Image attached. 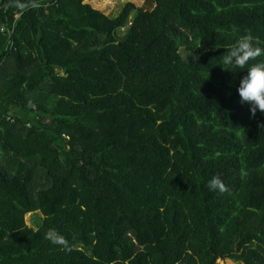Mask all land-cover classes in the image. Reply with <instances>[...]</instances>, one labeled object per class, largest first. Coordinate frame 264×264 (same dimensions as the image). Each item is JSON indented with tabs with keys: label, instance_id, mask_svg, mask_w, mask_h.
Returning <instances> with one entry per match:
<instances>
[{
	"label": "trees",
	"instance_id": "16d2710c",
	"mask_svg": "<svg viewBox=\"0 0 264 264\" xmlns=\"http://www.w3.org/2000/svg\"><path fill=\"white\" fill-rule=\"evenodd\" d=\"M37 2L0 0V264H264V114L219 64L264 0Z\"/></svg>",
	"mask_w": 264,
	"mask_h": 264
},
{
	"label": "clouds",
	"instance_id": "9594fccd",
	"mask_svg": "<svg viewBox=\"0 0 264 264\" xmlns=\"http://www.w3.org/2000/svg\"><path fill=\"white\" fill-rule=\"evenodd\" d=\"M32 6H39L37 0H32ZM261 56H264V48L255 45L254 38L249 32L241 36L224 52L222 61L219 63L225 70L230 68L246 70V75L240 79L237 90L241 103H248L251 106L252 117H255L257 110L264 114V61L250 64V61H257ZM241 175L244 176L246 173L242 172ZM207 187L220 195L230 194L231 191L219 176L210 178ZM44 239L53 245L60 246L64 251H72L66 237L56 229H48L44 233Z\"/></svg>",
	"mask_w": 264,
	"mask_h": 264
},
{
	"label": "rangeland",
	"instance_id": "374dc122",
	"mask_svg": "<svg viewBox=\"0 0 264 264\" xmlns=\"http://www.w3.org/2000/svg\"><path fill=\"white\" fill-rule=\"evenodd\" d=\"M129 1V3L136 6L137 9H149L152 7V4H149V0H86V4L91 5L95 10L101 11L108 18H115L119 12L122 10V7ZM152 1V0H150ZM26 222L30 224L33 215H26ZM238 264L231 260H222L220 264Z\"/></svg>",
	"mask_w": 264,
	"mask_h": 264
},
{
	"label": "built area",
	"instance_id": "2783aa9c",
	"mask_svg": "<svg viewBox=\"0 0 264 264\" xmlns=\"http://www.w3.org/2000/svg\"><path fill=\"white\" fill-rule=\"evenodd\" d=\"M3 31H4V29L2 28V29H1V32H3ZM12 34H13V32L10 31V32H9V35L11 36Z\"/></svg>",
	"mask_w": 264,
	"mask_h": 264
},
{
	"label": "water",
	"instance_id": "95a60500",
	"mask_svg": "<svg viewBox=\"0 0 264 264\" xmlns=\"http://www.w3.org/2000/svg\"><path fill=\"white\" fill-rule=\"evenodd\" d=\"M61 71L60 70H57V73H60ZM223 264V263H222Z\"/></svg>",
	"mask_w": 264,
	"mask_h": 264
}]
</instances>
